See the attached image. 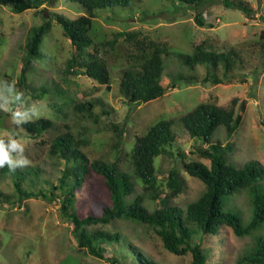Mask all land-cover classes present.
Wrapping results in <instances>:
<instances>
[{
    "label": "rangeland",
    "instance_id": "1",
    "mask_svg": "<svg viewBox=\"0 0 264 264\" xmlns=\"http://www.w3.org/2000/svg\"><path fill=\"white\" fill-rule=\"evenodd\" d=\"M251 9L227 7L223 0H205L201 10L202 24L195 19L198 8L177 0H140L129 6H110L96 10L91 36L110 70L109 88L82 73L66 74L67 61L76 55L71 39L64 34L56 15L76 18L85 14L81 4L70 0H55L37 8L14 13L9 6L0 5V104L9 96L20 93L16 107L29 109L34 102H42L40 117L54 121L55 129L42 137H30L20 126L11 122L10 113L0 110V137L7 139L9 132L25 145L29 167H37L39 176L27 177L22 188L34 192L46 190L59 182L64 162L53 161L47 155L50 139L68 123L75 135L87 139L82 147L88 160L101 158L117 162L119 171L132 172L128 152L135 137L161 119H172L174 140L167 145V152L155 158L160 196L170 191L167 186L168 171L176 169L182 181V191L171 198L170 203L184 209L204 190L203 182L188 174L184 163L199 160L209 165L202 157L201 149L209 145L189 136L180 122V116L201 101H209L228 109L235 99L234 109L241 116V124L231 136L225 135L223 127L216 128L211 140L223 147L230 145L225 155L235 166L249 160H257L264 166V0H234ZM50 19L52 25L44 36L40 49L41 57L34 61L26 74L25 84L19 80L26 36L30 28ZM118 31H136L138 38L147 43L152 39L170 51L163 55L165 69L161 84L165 87L162 96L142 102L129 103L119 90L123 69L131 66L142 52L130 41L120 37L110 47L102 42L112 39ZM102 43V44H101ZM205 43L215 51L234 49L235 65L225 72L220 65L212 69L207 64H198L193 69L185 67L174 53H190L194 45ZM150 49L145 51L149 52ZM172 52V53H171ZM76 66L75 68H77ZM191 76V82L178 79L177 75ZM216 75L222 83L204 81ZM13 91L9 92V86ZM45 88V91H41ZM65 91L69 99L57 95ZM91 101L95 118L75 113L72 100ZM39 106V104H38ZM115 125L122 129V142L115 148ZM27 167V166H26ZM14 177L0 172V191L9 196V202L0 201V264H114L109 259L96 258L79 251L78 237L72 225L59 212V201L43 198L18 199ZM264 189V178L259 181ZM141 181L135 183V191L141 192ZM54 192L58 194V190ZM74 207L80 215H100L109 205V191L103 178L90 173L88 180L74 191ZM151 205L152 202L150 201ZM226 206L247 221L252 211L246 189L232 195ZM97 227L116 231L121 239L112 244H101L106 258L117 257L115 264H139L133 248L146 255L154 264H191V254L175 255L167 251L155 232L147 226L125 220L100 226L99 223L84 225L80 232L90 233ZM264 236V224L252 234ZM253 236H237L229 226H221L215 235L193 236L191 242H200L207 249V264H235L239 255L251 246Z\"/></svg>",
    "mask_w": 264,
    "mask_h": 264
},
{
    "label": "trees",
    "instance_id": "2",
    "mask_svg": "<svg viewBox=\"0 0 264 264\" xmlns=\"http://www.w3.org/2000/svg\"><path fill=\"white\" fill-rule=\"evenodd\" d=\"M55 0H0V5H7L14 13H21L27 9L37 8L43 4ZM81 4L85 14L76 18H66L56 15V21L61 24L64 34L71 39L75 47L76 55L71 57L64 69L66 74L82 73L99 84L109 88L110 70L106 60L99 55L97 48L88 50L94 44L91 36L93 18L96 10L110 6H129L134 1L140 0H70ZM180 3L193 5L198 8L205 0H177ZM227 7L242 10L245 14L251 11L248 7L241 6L234 0H223ZM201 10L196 11L195 19L202 24ZM50 19L29 29L22 56V68L19 80L25 84L26 74L35 60L41 57V43L50 29ZM130 41L138 49L142 50L137 60L131 66L123 69L119 90L127 98L129 103L140 104L162 96L165 87L161 84L165 63L163 55L170 51L152 39L147 43L144 38H138L136 31H118L113 33L110 40L102 42L113 47L120 37ZM101 43V44H102ZM150 49L149 52L145 51ZM172 53V52H171ZM181 63L188 69L195 68L198 64H207L212 69L220 65L225 72L235 65L237 53L234 49L227 51H215L205 43L194 45L190 53H174ZM78 66L77 68H75ZM178 79L191 82L192 77H183L178 74L171 82L176 86ZM204 81L212 80L214 83H222L221 79L213 75L207 76ZM41 91H45L42 88ZM57 95L63 99H69L61 88ZM235 99L226 109L209 101H201L192 109L180 116L179 120L193 139H199L209 145L208 148L199 151L202 157L209 159V165L191 160L184 163V168L189 175L199 178L204 184V190L194 200L188 202L184 209L170 203L171 198L182 191V181L176 169L168 171L167 186L170 191L160 196L156 186L157 177L155 158L167 152V145L174 140L172 119H161L147 127L143 134L135 137L133 146L128 152L129 163L132 172L119 171L117 162L106 161L101 158L88 160L82 147L87 139L72 131L68 123H64L63 130L58 131L49 141L47 155L53 161L64 165L60 170L59 182L52 184L46 190L34 192L22 188V182L27 177L39 176L37 167L17 168L14 172L7 166L0 168L1 173H10L14 177V188L18 199L43 198L59 201V212L71 225L73 233L78 237L79 251L99 258L109 259L111 263H117V257L106 258L101 244H112L121 239L116 231H109L97 227L90 233H79L84 225L99 223L100 226L109 224L114 220H125L150 227L159 237L163 247L172 254H191V264H207L208 250L203 248L200 242H191L193 236L215 235L221 226H229L233 232L241 236H253L251 246L235 260V264H264V236L252 234L264 224V189L259 181L264 178V166L257 160H249L242 166H235L228 161L225 152L230 145L224 147L211 140L217 127L225 130V135L231 137L241 124V116L234 109ZM73 111L82 116L95 118L92 112L91 101L72 100ZM21 127L30 137H42L46 132L55 129L54 121L48 117H40L22 124ZM115 133V148L122 142V129L112 125ZM90 173H95L103 178L109 191V205L102 208L100 215L91 213L80 215L74 207V191L84 184ZM141 181L143 189L135 191V183ZM59 192L56 194L54 190ZM246 189L252 205V211L247 221L243 222L238 212L227 208V200L238 191ZM0 201L9 202V196L0 191ZM152 202L150 205L149 202ZM136 260L139 264H154L146 255L133 248Z\"/></svg>",
    "mask_w": 264,
    "mask_h": 264
},
{
    "label": "clouds",
    "instance_id": "3",
    "mask_svg": "<svg viewBox=\"0 0 264 264\" xmlns=\"http://www.w3.org/2000/svg\"><path fill=\"white\" fill-rule=\"evenodd\" d=\"M8 91H13L11 85ZM19 97L20 93L18 91L9 96L3 104H0V110L10 113L11 122L16 126L28 123L34 118L39 119L45 105L42 102H34L31 108L22 111L16 107V101L19 100ZM24 153V143L15 138L13 133L9 132L7 139L0 137V168L7 166L10 171L14 172L17 168L28 166L30 161Z\"/></svg>",
    "mask_w": 264,
    "mask_h": 264
}]
</instances>
